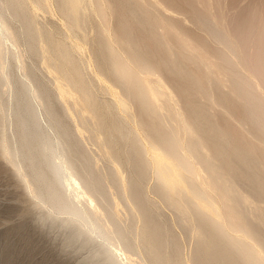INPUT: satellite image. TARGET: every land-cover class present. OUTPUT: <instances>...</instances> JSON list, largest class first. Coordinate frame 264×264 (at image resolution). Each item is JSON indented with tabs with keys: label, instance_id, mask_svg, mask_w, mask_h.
I'll use <instances>...</instances> for the list:
<instances>
[{
	"label": "bare ground",
	"instance_id": "obj_1",
	"mask_svg": "<svg viewBox=\"0 0 264 264\" xmlns=\"http://www.w3.org/2000/svg\"><path fill=\"white\" fill-rule=\"evenodd\" d=\"M122 1L133 2L132 15L142 7L148 13L138 27L125 29V38L117 33L115 17L108 16L112 0H90L83 13L80 0L57 1L68 14L70 34L92 39L99 69L118 81L113 92L130 122L114 124L104 110L75 104L80 95L68 83L76 75L60 69L71 47L56 53L52 36L25 0H0V63L6 41L22 44L32 57L21 65L24 81L12 73L0 76V85L8 81L15 93L11 107L18 137L3 148L5 157L38 185V197L52 210L41 222L56 227L58 214L66 213L70 219L59 222L60 229L76 225L67 245L96 248L87 257L91 264H121L119 253L134 251L138 244L151 264H186L172 223L162 217L160 204L144 196L147 162L157 171L163 204L176 207V223L191 238L194 264H264V0L241 3L245 5L237 10L228 0H183L193 24L203 29L206 47L185 36L178 25L184 19L168 14L162 0ZM141 32L156 33L158 46L142 43ZM159 53H164L161 63L156 61ZM44 56L51 65L41 63ZM191 67L202 77L187 79ZM170 68L195 92L184 103L163 77ZM49 76L58 81L56 90ZM79 90L85 92L80 85ZM63 95L72 102L62 103ZM4 103L0 92V117ZM235 105L249 119L238 122L231 138L217 124L221 115L234 116ZM40 107L48 130L39 119ZM131 123L144 129L147 146L136 138L128 141ZM209 123L217 129H209ZM242 145L256 150L242 152ZM110 161L115 166L107 169ZM123 168L128 171L124 182L118 177ZM92 198L106 202L115 236L98 218L93 220ZM78 201L87 212L77 207ZM135 219L143 223L141 232Z\"/></svg>",
	"mask_w": 264,
	"mask_h": 264
},
{
	"label": "rangeland",
	"instance_id": "obj_2",
	"mask_svg": "<svg viewBox=\"0 0 264 264\" xmlns=\"http://www.w3.org/2000/svg\"><path fill=\"white\" fill-rule=\"evenodd\" d=\"M57 1L58 0H38L37 3V0H25V3L27 2L26 6L30 10H32L34 14H36L35 16L38 19L39 23L41 25L43 24L42 26L49 31L50 35L52 36V41L55 45L56 53L64 51V49L67 50L69 46L71 47H69L70 50L68 49L66 52L68 55L67 63H63L62 66H60V69L64 70L65 72H69V74L72 76V72L76 75L73 76L74 78H72V82L68 83L72 93L77 94L78 96L80 95L78 101H76L75 104L78 107L82 108L90 107L95 112H102V110H104L105 115L108 118H111L114 124H119L121 122H130V118L128 117L127 113L120 108L119 99L113 92V90L118 85V81L110 79L99 69L98 57L96 52L92 48V39H85L79 33H76L75 35L70 34V24L67 21L68 14L60 7L59 2ZM80 1V11L81 13H83L90 0ZM249 1L253 0H228V5L231 9L237 10L242 9L243 5L247 4ZM162 3L166 7L168 14L184 19V23H180L178 25L180 26L185 36L195 41L199 46L206 47V44L208 43L202 38L204 34L203 29L193 24L194 16L189 10V7L185 3V1L162 0ZM132 5L133 2L131 1H129V3H124L122 0H112V2H109L108 16L115 17L114 21L116 23L117 33H121L122 37L124 38V31L126 28L138 27L139 24L137 21L139 20V18L148 15L144 7L139 9V13L137 14V16L132 15L129 11ZM141 38L142 43L148 46H158V35L154 32H141ZM58 42L60 43L58 44ZM63 43L66 47L63 46ZM57 46L59 47L56 48ZM208 49L212 50V48L207 47V50ZM70 53L72 54L70 55ZM208 53L211 54L212 51L208 50ZM3 54L5 59L3 60L4 63H0V76L5 75L6 73H12L14 78L24 81L25 71L21 68V65L23 63L32 61V57L30 56L26 48L22 44L14 45L12 42L6 41L3 47ZM164 59V53H159L156 57V61H158L159 63L163 62ZM40 60L41 63L45 66L51 65V59L49 58V56L41 57ZM80 72H82L81 74L83 75H81ZM84 72L86 75H84ZM162 73L163 77H165L168 81L169 89L177 93V95L181 99L180 103H184L188 96L195 94L192 88L186 87V83H184L183 80L185 79V77L181 78L176 75L174 68L165 69ZM194 74L202 77L201 73H199L195 69V67H191L190 69H188V71L186 70L185 76L187 79H189ZM79 76H81L82 79ZM48 78L51 80V88L53 90H56L59 85L58 81L53 79L52 76H49ZM83 81H85L86 84H84L85 82ZM79 85L80 89H85V92L84 90H79ZM81 85L85 86L82 87ZM177 87H179L180 90L179 88L177 90ZM90 91L93 94H91ZM0 92L5 102L4 107L1 109L3 111L1 114L2 118L0 117V121L2 122L0 127V136L2 135L0 138V143L2 144V146L0 144V264H91L87 257L90 256L96 248L92 245H87L81 248L77 244H75L74 246L67 245L68 232L72 228L76 227V225L74 224L73 227L69 226L67 228L68 231H66L67 229H60V224H63L66 220L70 219V216L66 213L58 214L57 221H62V223L59 224L58 222V224L56 225V227L59 225L58 228H56L55 226L53 227L44 225L41 222L42 219L46 214H49L50 212L52 213V210H50V208L43 203L42 199L38 197V185L35 182H32L33 180L23 177L18 169L13 166V163H11L5 157L3 151L5 145L9 143L8 145L12 146V144L14 145L18 141L14 119V109L11 107L15 100V93L11 91L8 81L3 82V84L0 85ZM86 92L87 97H85ZM82 93H84L85 96H83ZM90 95L92 98L90 97ZM65 98H67V103L65 102ZM70 99L71 97L69 95H63L60 97V101L64 104L71 103L72 101ZM83 99H86L85 101L88 102L89 106ZM89 99H92L93 101ZM92 102H94V104ZM89 103H91V105ZM94 108H96V110H94ZM39 110V119L42 123V127L43 129L48 130V123L44 119V110L41 107L39 108ZM233 115V117L221 115L219 124H217L218 128L221 127L223 130L228 132L231 138L235 137L234 131L236 130L238 122L249 119L247 112H244L243 108L238 105H235L233 109ZM80 116H82V114H80ZM208 126V128L211 130L217 129L213 124L209 123ZM125 136H127V139H129L128 141H134L137 139L141 143V145L144 146H147L150 143L148 138L146 137L147 134L144 132V129L141 126H134V124L132 123L130 129L125 132ZM7 138L8 142L6 140ZM253 148L254 147H247V145H242L241 151L244 152L247 149L255 151L256 149ZM143 159H149L148 155L144 154ZM146 164L147 165L144 179L142 178V180L146 182L144 187V196L147 199L149 198L150 201L156 202L157 205L160 204L162 217L166 221L172 223V228L175 232L178 233V238L181 242V254L184 258L185 263L194 264V256L192 255L193 251L192 253H190L192 250L191 238L186 235L183 232L182 228L176 223L178 212L176 210V207L172 208L163 204L162 201L164 199V194L162 193L161 195V193L158 191V187H160V184L158 183L159 179L157 178L158 175L154 164L151 162H147ZM114 166L115 162L110 161L107 163L106 168L110 169ZM126 171L127 168H123V170L118 174V177L122 182L125 181V176L128 172ZM20 178L23 179L26 183L22 182ZM156 178L158 181L156 180ZM155 189L157 190V192H155ZM158 194H160L161 196ZM76 203L78 208L82 209L85 212L88 211L86 210L87 206L84 204V202L78 201ZM93 206H95L97 213L95 217L93 216V220L98 218L97 220L100 223H102L105 227L107 226L106 229L110 232V234L112 236H115L117 233V229L114 228V224L106 218L108 217L106 202L95 200L93 202ZM43 214L45 215L43 216ZM138 221V219H135V222H137V230L138 232H141V230L143 229L141 225L143 223L141 221ZM196 238L197 237L195 236V239ZM140 245L141 244H138L137 249L134 251L120 252L119 256L121 264H151L150 261L143 257V247L142 245ZM140 254L142 255V257ZM145 259L146 261H144Z\"/></svg>",
	"mask_w": 264,
	"mask_h": 264
}]
</instances>
